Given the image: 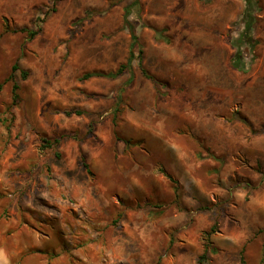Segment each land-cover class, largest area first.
I'll list each match as a JSON object with an SVG mask.
<instances>
[{
    "label": "rangeland",
    "instance_id": "obj_1",
    "mask_svg": "<svg viewBox=\"0 0 264 264\" xmlns=\"http://www.w3.org/2000/svg\"><path fill=\"white\" fill-rule=\"evenodd\" d=\"M257 2L0 0V264H264Z\"/></svg>",
    "mask_w": 264,
    "mask_h": 264
},
{
    "label": "trees",
    "instance_id": "obj_2",
    "mask_svg": "<svg viewBox=\"0 0 264 264\" xmlns=\"http://www.w3.org/2000/svg\"><path fill=\"white\" fill-rule=\"evenodd\" d=\"M246 11H245V16L243 18V31L241 32V34L239 35L238 38L233 40V44L234 46L237 48V52L235 53V55L233 56L232 59V65L233 67L238 70V71H242L245 72L247 71V62L246 59L243 55V47H249L251 50H255L256 45H257V41L253 36V31H254V26L257 23L258 19L255 16V8L258 7L257 11H260V6H259V2H257L256 5H254L252 3V0H246ZM131 12L130 9L127 8L126 9V13H125V18H124V23L125 26L129 29L130 34H131V44H130V53H129V57L126 61L125 64H121L115 71H110V72H91V73H86L82 78L84 80L87 79H91L93 77H103V78H108V79H117L119 77H121L122 75H124L126 72H130L132 73L133 71V62L135 60V53L134 50L136 48L139 47V38L137 36V33L135 31V28L133 27V25L130 23L129 20V16H130ZM8 31L7 28L4 29V32ZM41 29L38 28L36 30L33 31H29V29L27 27L21 28V29H16L14 32H27L29 35V40H32L34 37H36L39 33H40ZM160 33V32H159ZM163 36L162 33H160V37ZM143 74L150 80H152L153 82L157 83V80L155 77L151 76L148 74V72L141 67ZM20 70V67L15 64L13 66V73H15L16 71ZM23 76H26V72L22 71ZM13 75L11 76V80ZM132 81V78L130 79L129 82ZM2 89V85H0V90ZM18 89L19 86L17 83L13 84V101L17 102L18 100ZM71 114V113H69ZM75 114L80 115L81 112H76ZM46 144H48V146H53L54 144H59L60 140L59 139H55L53 142L52 141H45ZM126 144H130L131 141H125ZM83 160V165L86 169L89 168L87 162L85 159ZM207 251V250H206ZM213 249H211L210 252H212ZM205 259L206 258V254L203 255L201 257V259Z\"/></svg>",
    "mask_w": 264,
    "mask_h": 264
}]
</instances>
